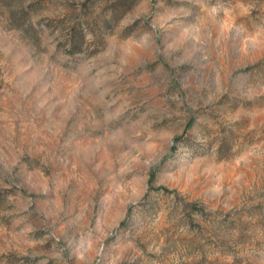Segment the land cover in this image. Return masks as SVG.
<instances>
[{"label": "clouds", "instance_id": "9594fccd", "mask_svg": "<svg viewBox=\"0 0 264 264\" xmlns=\"http://www.w3.org/2000/svg\"><path fill=\"white\" fill-rule=\"evenodd\" d=\"M104 3L0 0V264H264V0Z\"/></svg>", "mask_w": 264, "mask_h": 264}, {"label": "rangeland", "instance_id": "374dc122", "mask_svg": "<svg viewBox=\"0 0 264 264\" xmlns=\"http://www.w3.org/2000/svg\"><path fill=\"white\" fill-rule=\"evenodd\" d=\"M155 2V0H154ZM177 4V0H164V7L161 8V12H164L168 9H170L173 5ZM124 6V0H121L120 3L116 5H112L105 0L104 7H113V8H120ZM154 178V175H153ZM256 187L258 189H264V174H258L256 178ZM154 191L157 192H163L166 195L170 194V190L166 187H161L154 189ZM179 193L177 192V196L179 198ZM6 193L0 192V209L5 208L6 206V199H5ZM257 199H259L261 202L260 203H255L253 204L252 210L246 211L245 209H240L238 212H236V216H233L232 213H228L227 216L219 221V224L224 226V225H230L231 227H235L236 225V219L243 217V215H254L258 217L257 223H264V193H259L257 196ZM253 200L252 197L248 198V202L251 203ZM159 207V201L156 202L154 205V208ZM193 211H200L198 207H193ZM0 220H3L4 223H8L9 220L8 218H0ZM124 227V225H122ZM193 227L195 228H200V232L204 233L206 229H204L201 225L196 224L193 222ZM146 235V234H145ZM199 235V234H198ZM201 239H204V237L201 235ZM197 242L195 240L189 242V247L186 249V253L190 256L191 255V249L193 246H195ZM135 247L137 250L142 251L145 253L144 257H138L136 250L129 249L124 252L123 254V259L121 260L120 264H146V259L148 257L147 253V244L144 238H137L135 241Z\"/></svg>", "mask_w": 264, "mask_h": 264}]
</instances>
